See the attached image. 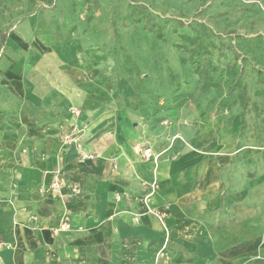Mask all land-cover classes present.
<instances>
[{
  "label": "crops",
  "instance_id": "crops-1",
  "mask_svg": "<svg viewBox=\"0 0 264 264\" xmlns=\"http://www.w3.org/2000/svg\"><path fill=\"white\" fill-rule=\"evenodd\" d=\"M71 57L0 63V264H264V174L244 176L264 151L230 150V132L147 161L137 147L157 150L132 116L134 92ZM62 124L82 130L80 151L60 142ZM56 172L79 197L42 191ZM145 196L166 214L168 260L156 254L164 233ZM64 216L69 230L54 234Z\"/></svg>",
  "mask_w": 264,
  "mask_h": 264
},
{
  "label": "rangeland",
  "instance_id": "rangeland-1",
  "mask_svg": "<svg viewBox=\"0 0 264 264\" xmlns=\"http://www.w3.org/2000/svg\"><path fill=\"white\" fill-rule=\"evenodd\" d=\"M197 25L214 34L211 52L194 56L211 62L209 89L187 60L197 44L176 48ZM155 26L163 39L148 31ZM52 53L129 87L142 110L132 116L159 158L190 149L185 141L195 136L215 142L230 132L239 141L230 150L264 151V0H0V63ZM235 79L245 86V105ZM200 114L210 122L197 123ZM255 162L244 176L256 178L257 167L264 174V159Z\"/></svg>",
  "mask_w": 264,
  "mask_h": 264
},
{
  "label": "built area",
  "instance_id": "built-area-1",
  "mask_svg": "<svg viewBox=\"0 0 264 264\" xmlns=\"http://www.w3.org/2000/svg\"><path fill=\"white\" fill-rule=\"evenodd\" d=\"M71 114L75 116H79L77 111H71ZM81 138H82V130L77 125H60L59 127V140L65 146H74L78 151L81 150ZM137 153L141 155V157L147 161L151 160L153 163L158 161L160 157V153H153L149 148H138L136 149ZM80 156L83 159L90 158L89 156L85 155L83 152H80ZM62 190L66 191L67 197L69 199H75L80 196L81 190L79 187L69 183L61 176L58 172H56V176L54 180L47 186L46 189H42V191H49V192H60ZM119 197H116L118 200ZM141 203L145 207V214L150 216L151 218L155 219V221L159 224L162 232L164 233V242L162 246L157 251V256L159 258H163L168 260L167 256V244L169 242V229L166 225V214L162 211H159L155 208H152L149 205L148 196L141 198ZM136 218V217H135ZM31 222L36 221V217H30ZM69 230V219L67 216L62 218L61 224L58 229L54 230L53 233L57 234L59 232H64Z\"/></svg>",
  "mask_w": 264,
  "mask_h": 264
},
{
  "label": "trees",
  "instance_id": "trees-1",
  "mask_svg": "<svg viewBox=\"0 0 264 264\" xmlns=\"http://www.w3.org/2000/svg\"><path fill=\"white\" fill-rule=\"evenodd\" d=\"M134 11H132L133 13ZM182 25L181 22H176L175 27H180ZM176 29H172V32H174ZM197 33L196 36L190 37L186 34H180L179 37V43L177 44L176 48L178 50H182L185 48L186 44L188 45H195L197 44V49L193 48L189 51L190 56L188 57V61L190 64L194 67L196 70V73L199 76H202L204 79L205 86L209 89L214 87L215 85L212 82V78L210 76V70L212 69L211 62L209 60H206L205 62L200 63L198 59L194 56L200 55L201 57L205 58L206 55H208L211 51L210 49L213 48V38L214 34L212 31L203 25H197V27L194 29ZM148 31L152 32L153 37L157 40L163 39V33H162V27L161 26H155V27H148ZM235 81L240 86L241 93L239 94V100L243 102V104H246V98H245V86L242 84V82L239 79H235ZM138 105V115L142 113L140 102H136ZM204 115L200 114L199 118H203Z\"/></svg>",
  "mask_w": 264,
  "mask_h": 264
}]
</instances>
